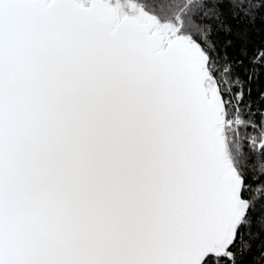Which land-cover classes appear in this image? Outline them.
I'll return each mask as SVG.
<instances>
[{
	"label": "snow or ice",
	"instance_id": "6c2138e0",
	"mask_svg": "<svg viewBox=\"0 0 264 264\" xmlns=\"http://www.w3.org/2000/svg\"><path fill=\"white\" fill-rule=\"evenodd\" d=\"M0 264H264V0H0Z\"/></svg>",
	"mask_w": 264,
	"mask_h": 264
}]
</instances>
